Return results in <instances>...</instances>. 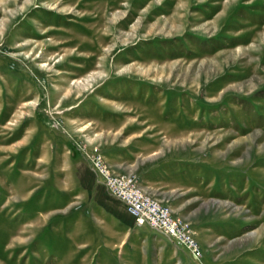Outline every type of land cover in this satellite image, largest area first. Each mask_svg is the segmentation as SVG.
Segmentation results:
<instances>
[{"label":"rangeland","instance_id":"374dc122","mask_svg":"<svg viewBox=\"0 0 264 264\" xmlns=\"http://www.w3.org/2000/svg\"><path fill=\"white\" fill-rule=\"evenodd\" d=\"M0 264H264V0H0Z\"/></svg>","mask_w":264,"mask_h":264},{"label":"built area","instance_id":"2783aa9c","mask_svg":"<svg viewBox=\"0 0 264 264\" xmlns=\"http://www.w3.org/2000/svg\"><path fill=\"white\" fill-rule=\"evenodd\" d=\"M90 162L106 190L124 204L136 225H146L168 239L184 244L192 253L196 252L188 224L173 217L168 207L139 189L133 176L112 173L100 155L92 156Z\"/></svg>","mask_w":264,"mask_h":264}]
</instances>
